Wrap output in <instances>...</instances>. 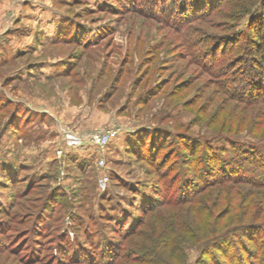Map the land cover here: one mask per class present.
<instances>
[{"label":"rangeland","instance_id":"1","mask_svg":"<svg viewBox=\"0 0 264 264\" xmlns=\"http://www.w3.org/2000/svg\"><path fill=\"white\" fill-rule=\"evenodd\" d=\"M260 19L264 0H0V264H99L119 249L114 264H202L193 239L166 241L213 218L142 208L201 185L211 150L231 161L264 145V102L237 68ZM143 218L127 240L115 230ZM153 238L162 256L145 250Z\"/></svg>","mask_w":264,"mask_h":264},{"label":"trees","instance_id":"2","mask_svg":"<svg viewBox=\"0 0 264 264\" xmlns=\"http://www.w3.org/2000/svg\"><path fill=\"white\" fill-rule=\"evenodd\" d=\"M256 23L257 25L252 27L250 42L253 46L248 50L249 58L242 55L237 61L238 64L245 60L247 68H244V63L236 67L248 72V78L244 83L248 85L251 98L264 102V20L260 19ZM251 59L254 61L253 67L250 66ZM256 67H259L257 71ZM248 69L251 70L247 71ZM228 72L227 70L226 73ZM210 153L203 169L206 180L201 185L185 180L181 194L173 191L174 193H168L159 203L144 205L142 209L149 214L165 207L166 203L171 202L174 205L180 203V206H190L187 210L193 219L213 218L212 224L208 225L205 232L191 230L185 225L174 230L172 227V232L166 241V244L172 243L173 249L180 247L182 242L177 232L193 239L198 245L200 253L198 258L199 260L201 258L202 264H207L206 258L211 259V264H264V145L253 144L250 150L236 153V157L231 161L223 160L212 150ZM162 172L166 177L169 169L164 168ZM30 191L31 189L29 193ZM221 206L223 209L220 211ZM9 210L6 215L16 220L15 214ZM229 215H232L231 221L224 222L225 217ZM17 222L21 221L17 220ZM127 222L128 218L125 219L123 227ZM143 222L144 218L138 220L126 232L120 227L115 230L121 234L123 240H127L138 233V227L143 225ZM160 243L165 245L164 240L161 242L153 238L145 250L153 256H162L156 252V247ZM120 253V249L118 252L116 250L114 255H109L110 257L103 253L100 258H96V261L99 264H114ZM157 264L174 263L162 256Z\"/></svg>","mask_w":264,"mask_h":264},{"label":"built area","instance_id":"3","mask_svg":"<svg viewBox=\"0 0 264 264\" xmlns=\"http://www.w3.org/2000/svg\"><path fill=\"white\" fill-rule=\"evenodd\" d=\"M110 138H111L110 132H104V133L101 132V133L94 134L91 140L93 141L94 144L103 147L107 143H109ZM81 142H82V138L78 136L77 134L70 133V132L67 133V144L68 145L76 146V145H80ZM98 164L101 166H104L106 164L105 159H101ZM108 181H109L108 174H104L100 178V185L104 188L106 187Z\"/></svg>","mask_w":264,"mask_h":264}]
</instances>
